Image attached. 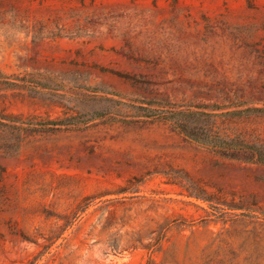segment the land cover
<instances>
[{"label": "rangeland", "instance_id": "374dc122", "mask_svg": "<svg viewBox=\"0 0 264 264\" xmlns=\"http://www.w3.org/2000/svg\"><path fill=\"white\" fill-rule=\"evenodd\" d=\"M166 103L264 149V0H0V264H264V165Z\"/></svg>", "mask_w": 264, "mask_h": 264}, {"label": "trees", "instance_id": "16d2710c", "mask_svg": "<svg viewBox=\"0 0 264 264\" xmlns=\"http://www.w3.org/2000/svg\"><path fill=\"white\" fill-rule=\"evenodd\" d=\"M161 107H168V110L165 112L162 110H150L151 112L145 116V119L167 123L172 129L184 135L186 139L210 149L223 157L264 165L263 148L241 142L237 139H225L217 135L210 136L199 131L197 128V123L200 122L199 116L205 115L202 112H192L189 107L187 110H177L182 106L173 103H166ZM196 109L200 110L199 107H196ZM97 115L93 114L90 119H96ZM49 125L52 127L63 126L61 122H49ZM30 264H33V262H30Z\"/></svg>", "mask_w": 264, "mask_h": 264}]
</instances>
